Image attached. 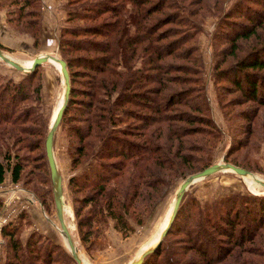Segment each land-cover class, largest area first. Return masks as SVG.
I'll return each mask as SVG.
<instances>
[{
	"label": "trees",
	"instance_id": "1",
	"mask_svg": "<svg viewBox=\"0 0 264 264\" xmlns=\"http://www.w3.org/2000/svg\"><path fill=\"white\" fill-rule=\"evenodd\" d=\"M105 1L112 6L106 5L104 0H67L63 6L65 23L57 36L58 51L67 64L71 85L60 125L68 111H75L72 120L76 125L70 126L68 139L71 163L80 165L90 156L89 151H94L90 156L93 164L80 175L83 182L76 184L77 175L69 180L80 188L90 186L91 190H97L85 200L94 203L88 208L89 212H83V218L79 215L81 226L86 228L81 235L84 244L86 237L98 232L99 226L109 219L114 220V225L123 233L130 232L129 219L136 223L146 219L147 207L164 183L170 185L190 163H197L196 172L211 165V151L223 136H229L216 125L206 100L199 54H188V50L198 52L197 34L201 32L198 22L201 20L191 14L186 0ZM259 3L263 8L260 17L242 14L249 19V24L242 25L229 39L236 49L237 40L261 36L259 47L248 52L243 60L222 69L217 66V60L213 68L214 84L219 85V80L224 78L242 91L246 101L257 103L264 101V33L258 32L264 23V0ZM5 5L7 24L16 32L30 36L32 46L37 48L42 32L41 0H9ZM156 11L167 12L164 15L172 27L166 33L163 27L151 24L157 22L153 16ZM104 14L109 15V21L95 22ZM87 21L92 23L86 24ZM88 35L101 40L82 38ZM167 37H173L169 44L156 45ZM183 44H187V51ZM0 48L6 50L1 44ZM87 50L100 56L73 55ZM170 58L183 62L177 65ZM74 66L94 71L88 84L90 88L85 92H76L73 86L78 75L72 70ZM40 67H35L17 83L8 81L0 85V156L7 159L5 163L0 161V182L5 171L11 173L13 182L22 180L23 175L25 181L33 183L36 179L25 173L29 157L13 151L14 161H11V152L14 144L19 143L27 149L29 144L32 149L39 147L40 142L26 137L29 134L41 136L40 123L35 120L34 112L29 108L21 110L20 106L35 92L39 96L41 85L33 88V83ZM218 87L227 91L223 85ZM80 94L87 98L78 99ZM218 100L221 113L228 115L224 111L230 106L224 103L223 94ZM27 122L34 123L38 129L26 127ZM256 131V125L249 126L240 147L257 146L256 140L251 138ZM240 142L235 140L237 145ZM113 159L116 160L109 161ZM226 160L244 167L234 160ZM244 168L251 170L247 164ZM40 187L36 194L43 201L50 189L44 184ZM219 203L217 208L213 204L199 208L194 196L181 202L169 231L141 264H179L170 254L161 255L167 235L178 224L188 237V246L202 255V264H264L261 260L264 255V193L233 194ZM85 205L81 200L78 211L82 212ZM27 213L22 212L14 223L3 228L7 242L5 264H38L39 261L76 264L69 252L62 251L39 231H31L24 241L20 239L30 221ZM251 215L258 219L249 222ZM58 255H62L63 262H59ZM230 256L234 257V262H227Z\"/></svg>",
	"mask_w": 264,
	"mask_h": 264
},
{
	"label": "rangeland",
	"instance_id": "2",
	"mask_svg": "<svg viewBox=\"0 0 264 264\" xmlns=\"http://www.w3.org/2000/svg\"><path fill=\"white\" fill-rule=\"evenodd\" d=\"M92 1L95 2L96 0ZM4 2L9 3V0H1L3 4H1L0 7H4ZM104 2L106 5L112 6L105 0ZM152 2H156V0H152ZM259 2H261V0H186V4H189L192 10L190 11L191 14L196 15L195 18L200 17L199 19L201 20L198 22L199 28L201 29V32L197 34L198 52L197 50H188V54H191V56L199 54L198 58L203 63L201 77L203 79L204 93L206 94V100L211 108L213 119L216 125L229 135L223 136L215 149L211 151L209 155L211 162L212 164L229 162L226 159H230L244 165V167L247 164L249 168H251V172L264 179V101L258 103L256 101H246V97L243 96L242 91L240 92L237 90L234 84L224 78L219 80V85L214 84L215 75H213L215 61L218 60L216 64L222 69L231 64H235L236 60H243L248 56V52L251 50L253 52L259 47L263 39L261 36L237 40L236 44H238V47L236 49L232 43L229 42L232 35H235L242 25H248L250 22L249 19L242 14L246 13L253 17H260L259 14L262 12L263 8ZM165 13L167 12H154L153 16L156 18L157 22L154 24L151 22L152 25L158 24L159 27H163L162 30H166L164 33L172 27V25L167 23V16L164 15ZM44 16L47 21H54V19H52L54 17L53 13L51 14L49 11H45ZM108 16V14L101 15L95 22L105 23L110 20ZM55 18L57 19L54 21L55 28H61L65 23V11L59 10V14H57ZM89 23L92 22H86V24ZM258 32L261 34L264 33V23L258 29ZM18 33L25 35V39L31 38L27 34ZM21 35L20 37H22ZM82 38L101 40L99 37H94V35H88ZM172 39L173 37H167V39H164L156 45L169 44ZM3 46L6 48V50L3 51L18 61L33 58V55L30 56L31 54L26 52L32 49L31 46L26 45V43H23L22 46L20 45L19 48ZM181 46L187 51V48H185L187 44ZM73 55L75 57L90 56L91 58L100 56L99 54L93 53L91 50L77 51L74 52ZM58 57L61 58L59 52ZM170 59L177 65L179 61H182V59ZM91 61L93 60L91 59ZM72 70L78 72L73 84L76 92L82 93L88 90L90 88L88 84L91 77L94 76V71L92 69H84L82 66H74ZM38 72V76H35L34 79L33 88L37 84L41 85L39 96L35 92V95L31 99L21 103L20 109L24 110L29 108L31 112H34L33 116L35 120L40 123L39 128L42 129L38 130V132H42L41 136H43V134L44 136L27 135L26 138L30 141L40 142L37 149H32L33 147L31 144L27 145V149L26 146L21 147L22 143H19L18 145L14 144L11 152V161H14L13 151L15 153L17 152L20 156L29 157V163L26 164L25 173L36 179L33 183L28 181V179L25 181L26 176L23 175L22 180L13 182L11 173L5 171L3 181L0 182V217H5L7 219L5 226H8L14 223L22 212H28L27 214L30 216V221L27 228L21 232L20 239L24 241L31 231L36 230L49 237L61 247L62 251L68 253L69 250L65 240L59 231L60 225L56 216L50 170L45 153L46 134L49 130L53 113L62 98L63 83L59 69L52 63L41 65ZM25 75L26 73L20 72L0 60V85H4L8 81L17 83L21 81ZM221 85L227 90L226 92L220 90L218 86ZM33 88L31 91H33ZM30 94H32V92ZM222 94L224 103L230 106L224 111L228 112V115H223L219 108L218 99ZM77 98L85 100L87 97L80 94ZM74 113V110L68 111L67 118H65L61 125L59 124L54 137V155L63 179L64 200L66 205L65 218L68 228L77 246L78 253H80V257L87 264H128L144 246L156 239L165 223L178 185L186 176L197 171V163H190V165L181 169L185 171L182 172L180 170L179 173L182 175L177 176L170 185L164 183L165 185L161 186L160 192H157L155 198L151 199L150 205L147 207L146 219L143 222L137 223L135 220L129 219V226L132 229L130 232L126 234L123 233V231H120L119 228L114 225L115 221L109 219L108 222L102 223V225L99 226L98 232H93L89 236L84 234V237L87 236V242L84 244L81 240V235L83 231H86V228L81 226L79 215L81 214L80 218H83L84 214L82 213L89 212L88 208L90 209L91 205L94 203H88V201L85 200L86 198H91L90 195L95 194L97 190H91L90 186L80 188L77 185L69 183L72 175L78 176V180H74L76 184L83 182L84 179L80 175L86 168H89V166L93 164L92 157L90 156L94 153L93 149H91L88 153L90 156L86 157L80 165L74 166L71 163L68 139L70 135V126L73 127L76 125L72 120ZM252 125L257 126L256 135L251 136L253 141L256 140L255 143H257V146L251 149L240 147L246 138L245 132L247 128ZM26 127L31 130L38 129V127L31 122H27ZM230 136H232V141L230 140ZM235 140H240L241 142L237 145ZM2 150L5 151V146H2ZM6 160L7 159H5L3 155L0 156V161L5 163ZM114 160L116 159L109 161L114 162ZM90 176L91 178L93 177L92 174H90ZM42 183L50 189V194L45 197L43 200L44 202L36 194L39 192V187L43 186ZM262 190L263 189L259 188L250 180L238 176L235 173L219 172L193 183L185 192L182 202L194 196L199 203V208L210 204H213V206L217 208L220 204L219 201L224 197L233 194L259 195L264 193L261 192ZM81 200L85 202L86 205L84 209L83 207L81 208V210L83 209L82 212H79ZM5 205L6 207H4ZM255 218L257 217L251 215L249 217V222L252 223V221L256 220ZM0 220H2V218H0ZM97 224L98 223L93 225V231ZM178 225L171 228L170 233L167 235L165 243V245H167H164L161 255L166 257L167 254H170L173 256L172 260L174 258L179 264H202V255L192 248V246H188V237L178 228ZM241 225L242 224H240V226ZM237 228H239V226ZM0 240L2 242L0 244V264H5V246L7 242L3 235V229L0 230ZM183 245L186 246L185 249L182 248ZM210 252H212V250ZM228 260L227 262L235 261L232 256H230ZM261 260L264 262V255ZM59 262H63L62 255L59 256ZM38 264L48 263L39 261Z\"/></svg>",
	"mask_w": 264,
	"mask_h": 264
},
{
	"label": "water",
	"instance_id": "3",
	"mask_svg": "<svg viewBox=\"0 0 264 264\" xmlns=\"http://www.w3.org/2000/svg\"><path fill=\"white\" fill-rule=\"evenodd\" d=\"M0 60L4 62L5 64L15 68L16 70L26 73V74L33 71L35 67L41 64H44V63H52V61H55L59 65V72L61 74L62 83H63L62 104H60L56 112V115L51 120L49 130L46 134L45 153H46L49 170H50V177H51V183H52V192H53V200H54V205H55V210H56V216H57V219L60 225L59 231L62 234L65 240L66 246L71 256L75 260V262L77 264H84L82 260L78 257L79 253H78L77 246L74 242V239L72 237V234L66 222V218H65L66 205H65V200H64L63 179L59 172L56 159H55V155H54L55 133L60 124L64 110L66 108V105L69 99L70 89H71L70 77H69V72L67 69V64L62 58L58 57L57 55L38 54L31 59L30 66H25L17 59L5 53L1 48H0ZM219 172L235 173L238 176H241L245 179L252 180L258 183L262 188H264V179L258 177L255 173L251 172L250 170L239 167L230 162L214 163L204 168L203 170L189 174L178 185L175 191L171 212L166 220L164 228L161 230L156 240H154L144 249L140 250V253L137 256H135L133 259H131V261L128 264H141L145 256L153 252L154 249L161 243L163 237L169 231L176 217V214L179 210L180 203L182 202L183 196L185 192L188 190V188L193 183L199 180H202L204 178H207L213 174L219 173Z\"/></svg>",
	"mask_w": 264,
	"mask_h": 264
},
{
	"label": "crops",
	"instance_id": "4",
	"mask_svg": "<svg viewBox=\"0 0 264 264\" xmlns=\"http://www.w3.org/2000/svg\"><path fill=\"white\" fill-rule=\"evenodd\" d=\"M67 0H41L42 2V32L40 36V43L37 48L32 46V39L27 38L25 39V35H21L18 32L14 31L10 26L7 25L6 20V13H7V6L0 7V43L5 46L10 47H17L23 43L26 45L31 46L32 49L26 51L28 54L36 56L38 54H50V55H57L58 56V41H57V34L59 28H55L54 21L57 20L55 17L59 14V10H64L63 6ZM5 3V2H4ZM0 0V6H1ZM45 11H49L51 14L53 13V22H49L46 20L44 14ZM49 16V15H48ZM20 35L22 37H20ZM48 63H44L41 65H46ZM32 215V214H31Z\"/></svg>",
	"mask_w": 264,
	"mask_h": 264
},
{
	"label": "bare ground",
	"instance_id": "5",
	"mask_svg": "<svg viewBox=\"0 0 264 264\" xmlns=\"http://www.w3.org/2000/svg\"><path fill=\"white\" fill-rule=\"evenodd\" d=\"M20 62H21L23 65H25V66H30L31 59L22 60V61H20ZM52 64L55 65L57 69H59V65H58L57 62L52 61ZM62 93H63V92H62ZM60 104H62V98L60 99V101H59V103H58V105H57V107H56V109H55V111H54V113H53L52 119H53L54 116L56 115V112H57L58 107L60 106ZM52 119H51V120H52ZM247 180H248V179H247ZM250 181H251L252 183H254L255 185H257L259 188L263 189L261 192H264V188H262L258 183L254 182V181H252V180H250ZM172 205H173V201H172ZM172 205H171V208H170L169 213H168V215H167V218H168V216H169V214H170V212H171ZM167 218H166V220H167ZM166 220H165V223H166ZM165 223L163 224L162 229L164 228ZM162 229H161V230H162ZM161 230L159 231V234H160ZM159 234H158V235H159ZM157 237H158V236H157ZM157 237H156V238H157ZM155 240H156V239H155ZM150 243H152V242H150ZM150 243H149V244H150ZM149 244H147L146 246H148ZM146 246H144L143 249H144ZM139 253H140V251L137 253V255H138ZM137 255H136V256H137ZM78 257L82 260V262H83L84 264H87V263L84 262L83 259L80 257V253L78 254Z\"/></svg>",
	"mask_w": 264,
	"mask_h": 264
},
{
	"label": "built area",
	"instance_id": "6",
	"mask_svg": "<svg viewBox=\"0 0 264 264\" xmlns=\"http://www.w3.org/2000/svg\"><path fill=\"white\" fill-rule=\"evenodd\" d=\"M4 207H6V205H5ZM0 218H2V220H0V230H2L3 227L6 225L7 219H6L5 217H0ZM1 243H2V242H1V240H0V244H1Z\"/></svg>",
	"mask_w": 264,
	"mask_h": 264
}]
</instances>
